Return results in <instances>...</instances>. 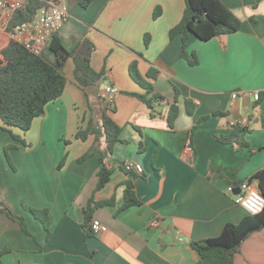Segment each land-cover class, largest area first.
Here are the masks:
<instances>
[{"label":"crops","instance_id":"0c3cea01","mask_svg":"<svg viewBox=\"0 0 264 264\" xmlns=\"http://www.w3.org/2000/svg\"><path fill=\"white\" fill-rule=\"evenodd\" d=\"M220 2L241 26L207 42L190 36L185 51L198 61L190 66L182 57L181 37L169 38L182 18L184 0H91L86 8L79 0H66L68 17L56 34L68 51L90 41L92 69L103 71L104 83L117 89L107 115L121 129L120 142L104 159L113 173L96 190L100 153L78 162L94 136L76 138L90 111L68 59L61 96L27 131H6L0 122V202L23 219L28 232L0 212V250L7 251L0 264H195L198 255L190 241L216 237L226 223L237 224L246 216L227 188L237 191L264 168V150L257 151L264 146V97H252L264 93V0ZM156 8L160 15L154 19ZM39 56L56 68L48 45ZM134 60L143 76L156 68L155 90L169 103L176 101L173 132L165 110L150 118L145 105L123 94L144 92L128 75ZM102 88L91 89V97L102 96ZM230 122L246 129L240 140L249 148L235 150L214 139L228 133ZM10 145L7 159L4 150ZM127 166L135 174L140 205L119 211ZM90 200L114 202L93 210L90 221L98 220L103 230L85 236ZM27 208L47 211L49 235ZM232 264H264V229L242 242Z\"/></svg>","mask_w":264,"mask_h":264},{"label":"trees","instance_id":"16d2710c","mask_svg":"<svg viewBox=\"0 0 264 264\" xmlns=\"http://www.w3.org/2000/svg\"><path fill=\"white\" fill-rule=\"evenodd\" d=\"M51 0H26L22 9L13 12L7 31L15 25L32 21L36 13L47 2ZM91 0H79L81 7L86 8ZM185 8L181 20L169 30V38L180 36L183 44L182 57L190 66H195L198 61L195 55L187 54L185 44L190 36L200 41L207 42L214 37L231 34L239 30L241 23L239 19L220 0H184ZM160 15V9L156 8L153 18ZM149 38L144 36V45L148 46ZM49 49L56 57V68L48 64L39 55L26 49L22 44L11 39L7 32L0 31V122L2 129L18 128L25 132L30 128L33 119L44 114L45 106L59 98L64 90L66 79L63 69L68 59L73 62V77L78 87L84 92L90 111L86 128L79 130L76 138L85 140L89 135L94 136L91 147L82 155L78 162L81 163L87 158L99 152L101 157L97 169L96 190L101 189L110 180L113 170L106 166L104 159L112 152L114 144L120 142V127L107 115V107L104 104L103 96L91 97L90 91L97 88L99 82L104 78L103 71L96 72L91 67V56L94 50L93 44L88 40L80 42L75 49L68 51L62 44L59 36L54 33L49 41ZM141 57V55H138ZM159 71L154 67H149L145 75L138 71L137 61L134 60L128 65V75L131 80L138 85L143 93L123 92V94L135 97L140 103L145 105L150 118H155L165 110L168 130L174 131V121L178 115L176 101L169 103L160 93H158L153 81L159 77ZM264 97V93H259V99ZM188 108V107H187ZM188 113H191L187 109ZM200 119L192 127L193 132L198 124L205 120ZM246 132L245 128L232 126L225 135L214 136L218 142L231 144L235 150L249 148L248 143L240 140V135ZM16 141L21 140L18 136L12 135ZM14 148L10 145L4 152L8 159L7 151ZM264 150V146L257 151ZM254 151L251 150V154ZM62 159L60 165L64 163ZM127 175L124 182L123 204L119 211L132 206L140 205L136 198L133 186L135 174L129 167L122 168ZM250 181H256L259 192L264 197V168L255 173ZM234 183L233 186H236ZM113 200L104 202H93L90 200L84 210L85 221L90 223V216L94 209L103 206H111ZM27 211L37 219L46 230H48V213L44 209L27 208ZM0 212L8 218L17 222L22 231L28 233L21 217L14 215L10 209L0 202ZM264 229V209L256 215L246 214L237 224L226 223L221 233L212 238L190 241V247L197 253L198 261L195 264H232L234 256L239 252L240 245L252 233ZM90 226L85 227L84 235L91 234ZM6 250H0V263Z\"/></svg>","mask_w":264,"mask_h":264},{"label":"built area","instance_id":"2783aa9c","mask_svg":"<svg viewBox=\"0 0 264 264\" xmlns=\"http://www.w3.org/2000/svg\"><path fill=\"white\" fill-rule=\"evenodd\" d=\"M26 0H0V31L7 32L9 37L14 41L22 44L30 52L39 55L42 47L49 44L54 33L60 29L68 17L66 0H51L47 6L41 8L32 21L23 22L15 25L7 31V25L14 11L22 9ZM117 89L110 83H104L102 96L107 109L113 106L114 96ZM237 97V93L231 95L232 99ZM254 101H258L259 94L252 93ZM239 122H230L228 127L239 126ZM128 167V166H127ZM133 169L141 173L139 165H134ZM228 193L233 195L234 203L241 207L246 214L256 215L264 209V197L257 188L256 181L246 180L238 186V194H234L235 189L227 188ZM153 226L158 225V221H153ZM91 232L97 234L103 230L101 223L92 219L89 223Z\"/></svg>","mask_w":264,"mask_h":264},{"label":"water","instance_id":"95a60500","mask_svg":"<svg viewBox=\"0 0 264 264\" xmlns=\"http://www.w3.org/2000/svg\"><path fill=\"white\" fill-rule=\"evenodd\" d=\"M99 84H101V85H104V80H101L100 82H99ZM238 190L237 191H234V194H238Z\"/></svg>","mask_w":264,"mask_h":264},{"label":"rangeland","instance_id":"374dc122","mask_svg":"<svg viewBox=\"0 0 264 264\" xmlns=\"http://www.w3.org/2000/svg\"><path fill=\"white\" fill-rule=\"evenodd\" d=\"M144 47H145V45H144Z\"/></svg>","mask_w":264,"mask_h":264}]
</instances>
